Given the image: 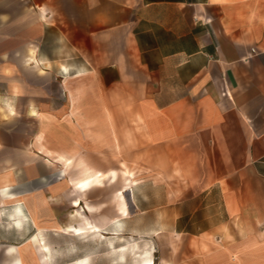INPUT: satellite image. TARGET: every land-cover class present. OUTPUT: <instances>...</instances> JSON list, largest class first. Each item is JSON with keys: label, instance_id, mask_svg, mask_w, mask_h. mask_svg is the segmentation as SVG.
<instances>
[{"label": "crops", "instance_id": "obj_1", "mask_svg": "<svg viewBox=\"0 0 264 264\" xmlns=\"http://www.w3.org/2000/svg\"><path fill=\"white\" fill-rule=\"evenodd\" d=\"M59 79L98 130L50 150L6 102L42 109ZM0 112V264H60L33 240L70 225L65 264L125 236L154 264H264V0H0ZM78 160L100 173L82 189Z\"/></svg>", "mask_w": 264, "mask_h": 264}, {"label": "rangeland", "instance_id": "obj_2", "mask_svg": "<svg viewBox=\"0 0 264 264\" xmlns=\"http://www.w3.org/2000/svg\"><path fill=\"white\" fill-rule=\"evenodd\" d=\"M61 76V74H60ZM67 76V75H64ZM48 87V91L52 92V95L50 97L48 96L43 101L42 109H37V111L33 112L30 109L27 110L26 113L19 114L16 112V101L6 102L9 109L13 110L16 115H21L25 119V126H26V134H27V143H33L35 140V137L37 134H39L42 137V141L45 147L51 150V138H57L59 139V148L60 150H65V147H67L68 142H74L78 141L79 143H82L83 141V132L87 130V132L96 131L97 128H94L96 123L93 120V113L90 116L91 120H89V117L87 116V122L86 126L87 128L84 129L81 124H78L77 119L72 118L71 122L67 121L68 115L70 114L68 112V102L65 97V89L63 80H52V81H46L45 83ZM48 99V100H47ZM52 99V101H51ZM52 105L50 106V104ZM55 104H59L58 107ZM2 117L3 114L0 112ZM14 114V113H12ZM80 116L82 117L83 113L79 112ZM98 113H96L97 115ZM16 120V119H15ZM90 121V122H89ZM24 125V123H22ZM88 126H90L88 128ZM18 131V127H17ZM44 163H52L51 159L47 157H43ZM123 167H131V161H122ZM49 165V164H47ZM115 167L114 165H110V167L107 169ZM68 170V169H67ZM67 170L65 174H63L62 171L59 170L58 174H55L52 170L44 171V180L45 184L53 181H59L61 179H65L67 176ZM64 175V177H63ZM126 182V181H125ZM126 187V186H125ZM114 186H108L107 191L108 195L110 189H114ZM120 199L124 201L123 195H121ZM123 203V202H122ZM81 227V226H80ZM116 233H121L116 232ZM76 235V234H75ZM73 235V236H75ZM72 234H63L61 230H51L47 229L44 231V241L46 246V261L50 260L51 262H54L56 258L58 257L60 259V264H65L67 260L65 259V256L67 253L73 252V250L76 252L77 250H82V240H79V237H73ZM95 237V238H94ZM127 239L121 240V245L117 246H123L122 247V255L115 256L114 252H111L106 258V262L108 264H117L122 261L121 264H143V260L147 257L145 256V249L147 248L146 244L143 243L140 240L134 241L129 236H125ZM47 238H53L52 243L51 241L46 240ZM91 248L94 249L96 252L99 248L106 247L108 251L109 249L114 247V242L110 239H108L106 242L104 240H98L99 237L95 235L91 236ZM74 239V240H73ZM138 242V243H137ZM48 247V249H47ZM152 255H154L155 250L151 249ZM65 259V260H62ZM62 260V261H61ZM152 262H154V259H150ZM96 263L98 264V258L96 260ZM71 264V263H68ZM154 264V263H153Z\"/></svg>", "mask_w": 264, "mask_h": 264}, {"label": "bare ground", "instance_id": "obj_3", "mask_svg": "<svg viewBox=\"0 0 264 264\" xmlns=\"http://www.w3.org/2000/svg\"><path fill=\"white\" fill-rule=\"evenodd\" d=\"M81 76H78L77 78H80ZM74 100V101H73ZM73 102L75 103L76 101V97L73 98ZM13 113V112H12ZM48 153V152H46ZM49 154V153H48ZM59 160L62 162L63 164V174H65L66 170L68 168H70V166L72 165V159H68L63 155L59 156ZM75 162V161H74ZM73 162V163H74ZM75 165L77 168L80 169V172L82 173L81 176L77 177V178H73L71 179L72 183L75 185L76 188L82 189L85 187V185L89 182V181H93L94 179H96L100 173L97 171H94L90 166H88V164H86V162H84L83 160H78L77 162H75ZM78 216V215H77ZM62 232H72L73 234L76 235H80L83 233L84 228L83 227H73V226H66L65 228H61ZM34 242H37V244L41 247V249H43V251H46V246L45 244H41V240L38 239V236H35ZM46 255H43V258H45ZM75 264H79V263H75ZM143 264H153V262L150 260V258L146 257L143 260Z\"/></svg>", "mask_w": 264, "mask_h": 264}]
</instances>
